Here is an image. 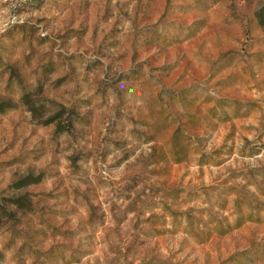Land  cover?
Wrapping results in <instances>:
<instances>
[{"label":"rangeland","instance_id":"obj_1","mask_svg":"<svg viewBox=\"0 0 264 264\" xmlns=\"http://www.w3.org/2000/svg\"><path fill=\"white\" fill-rule=\"evenodd\" d=\"M0 264H264V0H0Z\"/></svg>","mask_w":264,"mask_h":264}]
</instances>
